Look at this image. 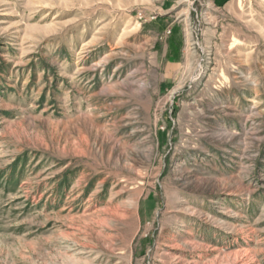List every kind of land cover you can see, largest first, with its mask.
Instances as JSON below:
<instances>
[{
    "label": "rangeland",
    "instance_id": "obj_1",
    "mask_svg": "<svg viewBox=\"0 0 264 264\" xmlns=\"http://www.w3.org/2000/svg\"><path fill=\"white\" fill-rule=\"evenodd\" d=\"M0 264H264V0H0Z\"/></svg>",
    "mask_w": 264,
    "mask_h": 264
}]
</instances>
